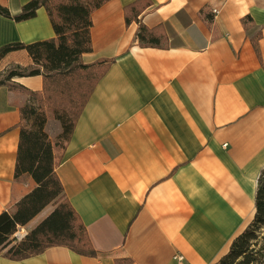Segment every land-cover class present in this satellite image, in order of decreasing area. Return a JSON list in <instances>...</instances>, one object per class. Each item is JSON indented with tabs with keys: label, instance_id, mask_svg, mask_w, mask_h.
<instances>
[{
	"label": "crops",
	"instance_id": "crops-1",
	"mask_svg": "<svg viewBox=\"0 0 264 264\" xmlns=\"http://www.w3.org/2000/svg\"><path fill=\"white\" fill-rule=\"evenodd\" d=\"M26 1L0 3L16 13ZM134 1L108 0L92 13L82 60L113 61L56 168L98 253L56 244L22 259L0 253V264H213L253 220L264 166V0H151L139 17L159 26L163 46L138 42L139 22L125 15ZM52 36L44 6L21 21L0 14V46ZM2 62L32 58L19 49ZM13 80L43 87L42 74ZM27 99L0 85V213L36 186L15 178ZM46 129L54 137L61 124L49 117ZM38 213L20 226L28 232Z\"/></svg>",
	"mask_w": 264,
	"mask_h": 264
},
{
	"label": "trees",
	"instance_id": "trees-1",
	"mask_svg": "<svg viewBox=\"0 0 264 264\" xmlns=\"http://www.w3.org/2000/svg\"><path fill=\"white\" fill-rule=\"evenodd\" d=\"M108 0H28L20 11H12L0 3V14L21 21L34 17L44 6L55 30V36L31 42L12 41L0 46V62L12 51L25 49L32 63H12L0 68V85L21 88L28 99L20 107L21 119L15 178L32 176L36 186L13 207L0 213V253L22 259L43 252L54 245H65L86 255H96L86 224L67 197L56 168L74 132L76 123L105 75L113 58L86 63L82 54L92 50V13ZM152 4L151 0H135L125 6L126 21L139 22L137 40L141 45L163 46L159 26L147 27L139 17ZM247 20V18H245ZM254 45L258 50L257 40ZM43 75L41 90L29 89L16 76ZM60 122L61 130L51 137L46 129L48 119ZM51 211L17 239L14 232L26 224L47 204ZM264 166L258 177L256 212L253 220L235 236L229 250L213 264H264ZM130 258L119 259L127 264Z\"/></svg>",
	"mask_w": 264,
	"mask_h": 264
},
{
	"label": "rangeland",
	"instance_id": "rangeland-1",
	"mask_svg": "<svg viewBox=\"0 0 264 264\" xmlns=\"http://www.w3.org/2000/svg\"><path fill=\"white\" fill-rule=\"evenodd\" d=\"M11 66V63H9L8 65L7 64H5V66H4V64H3V62L2 63H0V68L1 69H7L8 67H10ZM58 121V120H57ZM59 122V121H58ZM60 123V122H59ZM55 127H54V120H50V123H49V129H50V133H52V134H54V129ZM50 206L51 207H44L41 211H40V213H38V215L36 216V218H34L32 221H39L40 219H41V217L43 218V217H45L46 215H47V213L53 208L52 206H53V203H50ZM260 239L261 240H264V228H262L261 230H260Z\"/></svg>",
	"mask_w": 264,
	"mask_h": 264
},
{
	"label": "built area",
	"instance_id": "built-area-1",
	"mask_svg": "<svg viewBox=\"0 0 264 264\" xmlns=\"http://www.w3.org/2000/svg\"><path fill=\"white\" fill-rule=\"evenodd\" d=\"M213 10L216 13H218L220 11L218 8H214ZM26 233H27V231L23 227L19 226L17 231L14 232V235L17 239H21L25 236ZM175 258L178 259L182 263L184 261V254L177 253L175 255Z\"/></svg>",
	"mask_w": 264,
	"mask_h": 264
}]
</instances>
